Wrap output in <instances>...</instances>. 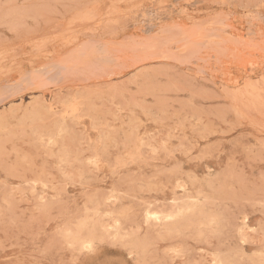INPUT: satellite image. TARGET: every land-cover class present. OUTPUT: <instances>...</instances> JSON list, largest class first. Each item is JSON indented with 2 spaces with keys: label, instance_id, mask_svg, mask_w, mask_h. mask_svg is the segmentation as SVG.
I'll use <instances>...</instances> for the list:
<instances>
[{
  "label": "rangeland",
  "instance_id": "1",
  "mask_svg": "<svg viewBox=\"0 0 264 264\" xmlns=\"http://www.w3.org/2000/svg\"><path fill=\"white\" fill-rule=\"evenodd\" d=\"M0 264H264V0H0Z\"/></svg>",
  "mask_w": 264,
  "mask_h": 264
},
{
  "label": "bare ground",
  "instance_id": "2",
  "mask_svg": "<svg viewBox=\"0 0 264 264\" xmlns=\"http://www.w3.org/2000/svg\"><path fill=\"white\" fill-rule=\"evenodd\" d=\"M186 187V186H184ZM183 187V188H184ZM194 200V199H193ZM201 206V205H200ZM195 203H186L185 205H177L174 209H172L170 212H167L163 215H160V219H164V221L161 223V226H164L165 228H167V230L172 231L174 229H178L179 223L182 222L179 218H185L182 216H185V214L189 213L191 214H195V213H202V206L200 207ZM204 208V207H203ZM149 213V212H148ZM197 214V215H198ZM196 216V215H195ZM193 215L191 216V218H189L191 221ZM195 218V217H194ZM186 219V218H185ZM184 219V220H185ZM212 219V218H211ZM174 220V221H173ZM214 220V219H212ZM188 221V223H190ZM193 221V220H192ZM189 225V224H188ZM90 244V243H89ZM214 262V261H213Z\"/></svg>",
  "mask_w": 264,
  "mask_h": 264
}]
</instances>
